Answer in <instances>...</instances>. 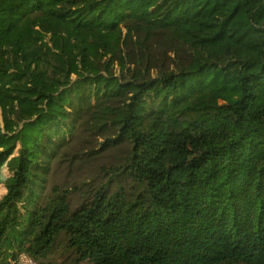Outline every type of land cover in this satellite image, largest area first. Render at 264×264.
Masks as SVG:
<instances>
[{"label":"trees","instance_id":"1","mask_svg":"<svg viewBox=\"0 0 264 264\" xmlns=\"http://www.w3.org/2000/svg\"><path fill=\"white\" fill-rule=\"evenodd\" d=\"M264 264V0H0V264Z\"/></svg>","mask_w":264,"mask_h":264},{"label":"rangeland","instance_id":"2","mask_svg":"<svg viewBox=\"0 0 264 264\" xmlns=\"http://www.w3.org/2000/svg\"><path fill=\"white\" fill-rule=\"evenodd\" d=\"M24 256H26V255L22 254V256L19 257L18 264H28L26 259L23 258ZM36 264H40V263L36 262ZM83 264H90V263L88 261H85Z\"/></svg>","mask_w":264,"mask_h":264},{"label":"built area","instance_id":"3","mask_svg":"<svg viewBox=\"0 0 264 264\" xmlns=\"http://www.w3.org/2000/svg\"><path fill=\"white\" fill-rule=\"evenodd\" d=\"M23 258H25L26 259V261H27V263L28 264H36V262L35 261H33L29 256H24Z\"/></svg>","mask_w":264,"mask_h":264}]
</instances>
